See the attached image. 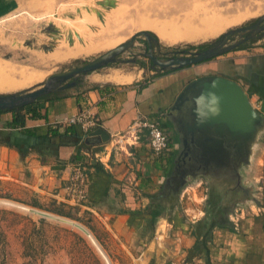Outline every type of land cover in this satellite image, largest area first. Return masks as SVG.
Masks as SVG:
<instances>
[{"label": "crops", "instance_id": "0c3cea01", "mask_svg": "<svg viewBox=\"0 0 264 264\" xmlns=\"http://www.w3.org/2000/svg\"><path fill=\"white\" fill-rule=\"evenodd\" d=\"M18 3L19 0H0V16L13 13ZM106 70L80 79L71 91L45 96L24 107L23 128H7L6 124L12 120L11 113L7 112L0 119V136H9V139H0V154H7L9 166L15 167V187L26 188L39 202L48 199L90 214L119 241L132 264H165L167 261L158 249L162 235L157 228L153 230L156 219L164 212L159 206L160 214L152 218L150 200L169 175L178 149L176 134L166 114L190 82L218 75L239 84L253 107L264 116V36L251 46L179 70L149 69L144 75L145 81L115 83ZM32 109L43 117L32 118ZM80 111L92 115L98 127L83 132L76 126L79 139L75 142L74 139L70 142L68 137L63 143L60 139L48 138L49 128H57L62 133L67 119ZM139 117L158 120L162 126L168 124L167 128L163 127L172 132L167 152L154 155L144 132L136 142H119L118 135L125 133ZM98 129L107 138L92 134ZM263 139L264 132L256 143L250 165L241 172L242 184L251 190L248 198L241 199L230 211L221 208L215 226L205 225L203 232L200 224L207 218L200 223L191 221V226L189 222L176 225L174 234L187 239V264H264ZM5 142L12 148L5 146ZM76 167L87 176L83 201L69 188ZM207 211L212 212L209 207ZM208 228V254L205 255L197 251L195 244Z\"/></svg>", "mask_w": 264, "mask_h": 264}, {"label": "rangeland", "instance_id": "374dc122", "mask_svg": "<svg viewBox=\"0 0 264 264\" xmlns=\"http://www.w3.org/2000/svg\"><path fill=\"white\" fill-rule=\"evenodd\" d=\"M100 1L104 0H19L13 13L0 16V60L16 68H39L47 76L84 65L111 47L124 43L138 31L151 32L150 27L140 21L141 16L147 12L152 15V19H155V15L178 16L187 8L194 7L203 8L207 14L226 17L248 13L241 22L231 25L223 33L250 24L264 14V0H113L115 7L110 9L97 4ZM196 11L198 12L197 9ZM88 12L92 15L96 13L92 16L96 19V25L85 28L83 23L89 18ZM98 14H101V19ZM79 19L84 20H81L83 23L78 28L76 26L81 23ZM74 21H77L76 24ZM72 22L74 25L71 27ZM86 30L87 42L112 40L115 44L68 61H39L52 52L45 50L53 48V38L64 33L69 38L73 36V42L75 40L80 43L81 39L76 38L79 37L76 33L82 35ZM151 33L157 44L152 48L153 54L161 59L172 56L177 50H187L191 53L199 51L220 36L204 42L165 45L155 33ZM67 39L66 45L70 46ZM253 42L256 41L249 42L246 46H251ZM146 47V41L142 37L137 38L135 46L131 49L132 53L138 54L134 62H123L130 61L133 56L129 53L121 54L118 61L106 67L104 72L110 75L132 73L135 75L133 81H145L144 75L146 72L148 74L152 64L146 55L139 53H144ZM18 90L0 94L19 92ZM6 115L7 113L0 114V119L3 120ZM165 134L168 140L172 136L171 131L165 130ZM0 139H9V136H0ZM9 163L7 154H0V264H108L106 257L109 264H132V259L125 253L119 241L102 228L90 214L48 199L39 202L26 188L15 187V167L9 166ZM177 198L176 204L168 213L161 208L164 213L156 219L153 230L157 228L158 234L162 235L158 249L161 250L163 259L168 263L176 261V264H187V239L175 235L174 232L176 225L181 222H189L191 226V221L200 223L205 218L204 214L209 205L207 181L202 177L189 179ZM31 209L47 213L52 218L34 214ZM55 209L69 214L72 218L51 212ZM40 219H44V225L39 223ZM58 219L84 227L96 243L71 224ZM169 223H172L171 227ZM99 250L105 254V258Z\"/></svg>", "mask_w": 264, "mask_h": 264}, {"label": "water", "instance_id": "95a60500", "mask_svg": "<svg viewBox=\"0 0 264 264\" xmlns=\"http://www.w3.org/2000/svg\"><path fill=\"white\" fill-rule=\"evenodd\" d=\"M97 4L106 9L115 7L113 0H104ZM98 16L101 19V14ZM150 34V31H138L124 43L84 65L51 73L40 83L22 91L0 94V110L23 108L54 92L76 87L80 79L113 65L121 54L132 55L130 61L123 62L133 63L138 54L132 53L131 49L139 37L147 42L145 52L139 54L149 58L152 71H175L208 61L241 48L246 41L262 38L264 14L250 24L222 33L199 51L191 53L177 50L172 56L163 59L153 54ZM69 44H73L71 38ZM52 49L45 51L51 52ZM166 118L176 134L178 149L169 175L151 200L153 204L168 212L176 204L179 193L189 179L196 180L201 177L207 181L208 200L212 207L218 206L230 211L241 203V199L250 196V188L242 184L241 172L250 165L256 143L264 132V116L253 107L247 93L239 84L218 75L197 78L179 93ZM92 134L107 138L100 129ZM30 211L52 218L44 212L33 209ZM58 220L71 224L87 237H91L95 243L84 227L64 219Z\"/></svg>", "mask_w": 264, "mask_h": 264}, {"label": "bare ground", "instance_id": "6f19581e", "mask_svg": "<svg viewBox=\"0 0 264 264\" xmlns=\"http://www.w3.org/2000/svg\"><path fill=\"white\" fill-rule=\"evenodd\" d=\"M196 9L198 10V12L196 11ZM155 10L156 9H154V11ZM168 12H165V13H167L168 15L170 13ZM204 12L205 11L203 10V8L194 7L192 9L187 8L185 11H183L182 14H179L178 16L177 15L171 16L172 15L171 14L168 17H165V16L160 17V15H155V19H152L151 18L152 15H150L149 12H147L141 16L140 21L143 24L145 23L148 27H150V29L155 34L158 35L160 41H162L164 44L175 45V44L204 42L209 39H213L217 37L218 35H221L231 25H235L241 22V20H243L248 15V13L245 12L243 14H239L234 17H226V16L216 15V14H207V12L206 13ZM159 13H162V12L159 11ZM95 14L92 15L91 13L88 12L87 15L89 16V18L86 21H84V23L82 22L84 19L83 20L79 19L80 21L81 20L82 21L79 24V26H76V27L79 28L80 25H82V23L84 24L85 28L87 26L96 25V19H93L92 17ZM82 15L87 16L85 14H82ZM74 22L76 24L77 21H74ZM71 25H74V23L72 22L70 26ZM78 28H75V29H78ZM70 32H72V30ZM76 35L79 36V38L81 39L80 40L81 42L76 43L74 40L73 44L70 46L66 45V39L67 38L69 39V36H67L66 34L61 33L56 38L52 37L54 39L52 52L47 54L45 57H43L39 61L41 63L48 62V61L50 62L51 61L59 62L63 60L68 61L70 59H74L76 57L78 58L82 55H87L91 52H94V50L98 48H103L105 46H113L115 44L113 43L112 40H104V41H98V42L91 40L90 42H87L85 40L86 38H88L87 30L82 35L78 33H76ZM71 38L73 40V36ZM45 74L46 73L39 70V68L38 69L30 68V67L16 68V67L11 66V64H8L0 60V92L13 91V90H18L22 88L24 89L30 88L40 83L44 79ZM134 78L135 76L132 74L119 75L118 73L117 74L114 73L109 77V79L115 83H131L134 80ZM89 238L91 239V237Z\"/></svg>", "mask_w": 264, "mask_h": 264}, {"label": "built area", "instance_id": "2783aa9c", "mask_svg": "<svg viewBox=\"0 0 264 264\" xmlns=\"http://www.w3.org/2000/svg\"><path fill=\"white\" fill-rule=\"evenodd\" d=\"M66 125L79 126L83 132H87L91 128L98 127V121L87 112L80 111L75 116L67 119ZM143 132L147 137L148 146L154 155L158 156L169 150L168 136L165 134L161 122L147 117H139L133 121L125 133L118 135L119 142L125 141L128 144L129 141L136 142L139 134ZM86 177L81 168L76 167L70 179L71 185L69 188L71 193H78L80 201L85 199Z\"/></svg>", "mask_w": 264, "mask_h": 264}, {"label": "trees", "instance_id": "16d2710c", "mask_svg": "<svg viewBox=\"0 0 264 264\" xmlns=\"http://www.w3.org/2000/svg\"><path fill=\"white\" fill-rule=\"evenodd\" d=\"M150 35L154 37V35L152 33ZM23 109H24V107L23 108H17V109H14L12 111L0 110V114L7 113L8 112V113H11V115H12L11 122H9V123L6 124V127L7 128H9L11 130H15V128H23L25 126V118L26 117H25V115L22 112ZM30 113H31V117L32 118H42L43 117L40 113H38L34 109H32L30 111ZM167 125L168 124H164L163 127H166L167 128ZM75 128H76V126H74V125H72V126H66L64 128V131L62 133H59L57 128L56 129L49 128V130H48L49 137L48 138L49 139H52V138L53 139L54 138L60 139V143H63L64 142V138L65 137H68V138H70V142H73V141H71L72 139H74V142H75V140L79 139V135H78V133H77V131H76ZM29 134L30 135H33L32 132H29ZM5 146L12 148V145L10 143H7V142H5ZM78 158H75V160H77ZM208 203H209L208 207H209V209L212 210V212L207 211L206 213L209 214V215H212L211 217L213 219L210 220V217H209V218L205 219V221L201 222V224H200L201 232H203V228L205 227V225H208V227H210V228L213 227V226H215L214 225L216 223L215 222V219H216V217H218L219 210L221 209L218 206H213L212 207L209 200H208ZM151 206H152L151 216H152V218H156L160 214L159 207H157L156 205L154 207V204L151 205ZM51 212H53V213H55V214H57L59 216H62V217L72 218L69 214H66V213H64V212H62L60 210H57V209H55V210H53ZM39 223H41V224L44 225L45 224L44 219H40L39 220ZM209 232H210V229L208 228L207 231L202 234L201 239L199 241H197L196 244H195L197 251L199 253H205V255L208 254V249H207V246H206V244H207L206 241L208 239ZM95 238L98 241V238L96 236H95Z\"/></svg>", "mask_w": 264, "mask_h": 264}, {"label": "flooded vegetation", "instance_id": "af4514ba", "mask_svg": "<svg viewBox=\"0 0 264 264\" xmlns=\"http://www.w3.org/2000/svg\"><path fill=\"white\" fill-rule=\"evenodd\" d=\"M258 35V34H257ZM151 36V35H150ZM151 48H154V47H156V40H154L155 38L153 37V36H151ZM252 41H256V39H254V40H249V41H246V42H244L243 44H242V46L241 47H244V46H246L247 44H249V42H252ZM146 44H147V42H146ZM54 94H57L56 92H54L52 95H54ZM157 207H159L158 205H157ZM212 215H209V214H207L206 216H205V218H211L212 219V217H211ZM218 217H219V214H218ZM217 218V217H216Z\"/></svg>", "mask_w": 264, "mask_h": 264}]
</instances>
